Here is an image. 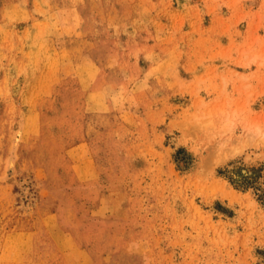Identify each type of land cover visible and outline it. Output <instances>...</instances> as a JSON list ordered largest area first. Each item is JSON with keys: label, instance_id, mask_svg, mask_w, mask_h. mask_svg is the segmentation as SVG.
I'll list each match as a JSON object with an SVG mask.
<instances>
[{"label": "rangeland", "instance_id": "rangeland-1", "mask_svg": "<svg viewBox=\"0 0 264 264\" xmlns=\"http://www.w3.org/2000/svg\"><path fill=\"white\" fill-rule=\"evenodd\" d=\"M0 264H264V0H0Z\"/></svg>", "mask_w": 264, "mask_h": 264}]
</instances>
